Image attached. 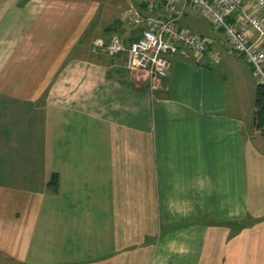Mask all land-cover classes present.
Here are the masks:
<instances>
[{"label": "crops", "instance_id": "0c3cea01", "mask_svg": "<svg viewBox=\"0 0 264 264\" xmlns=\"http://www.w3.org/2000/svg\"><path fill=\"white\" fill-rule=\"evenodd\" d=\"M180 8L0 0L1 264H264L258 82ZM132 11L174 19L218 60L182 49L153 88L136 81L104 49L140 36Z\"/></svg>", "mask_w": 264, "mask_h": 264}, {"label": "built area", "instance_id": "2783aa9c", "mask_svg": "<svg viewBox=\"0 0 264 264\" xmlns=\"http://www.w3.org/2000/svg\"><path fill=\"white\" fill-rule=\"evenodd\" d=\"M144 2L148 11L156 4V0ZM164 3L168 8L179 3L178 16L187 6L196 9L215 29L222 31L232 50L250 65L257 82L264 84V0H164ZM130 15L135 25L143 21L145 26L140 36L127 45L123 65L135 78L147 81L150 88L154 87L155 78L164 76L170 69L169 56L182 49L218 60L217 53L201 36L180 29L174 19L142 17L138 11ZM95 44L103 46L99 39ZM104 49L115 56L124 50V45L118 36H113Z\"/></svg>", "mask_w": 264, "mask_h": 264}, {"label": "trees", "instance_id": "16d2710c", "mask_svg": "<svg viewBox=\"0 0 264 264\" xmlns=\"http://www.w3.org/2000/svg\"><path fill=\"white\" fill-rule=\"evenodd\" d=\"M253 107L255 111V125L262 129L264 135V84L257 83L253 96Z\"/></svg>", "mask_w": 264, "mask_h": 264}, {"label": "rangeland", "instance_id": "374dc122", "mask_svg": "<svg viewBox=\"0 0 264 264\" xmlns=\"http://www.w3.org/2000/svg\"><path fill=\"white\" fill-rule=\"evenodd\" d=\"M202 24H204L205 25V21H203V22H201ZM111 40V39H110ZM110 40L108 41V42H105V44H104V47H107V45L110 43ZM123 43V45H124V50H122L121 52H119L118 54H116L115 56H113V57H117L119 54L120 55H123L124 54V59H125V56H126V47H127V43L125 44L124 42H122ZM123 53V54H122ZM112 56V55H111ZM119 58V60L120 61H122V57L121 56H119L118 57ZM134 76V75H133ZM135 80L136 81H140L139 79H137V78H135ZM2 156V155H1ZM0 156V157H1ZM1 264V263H0ZM4 264H16V263H13V262H5Z\"/></svg>", "mask_w": 264, "mask_h": 264}]
</instances>
